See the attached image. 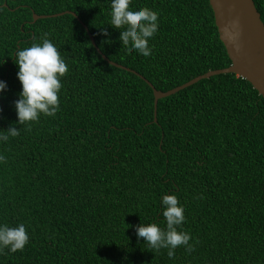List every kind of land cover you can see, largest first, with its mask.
I'll list each match as a JSON object with an SVG mask.
<instances>
[{
    "label": "trees",
    "instance_id": "1",
    "mask_svg": "<svg viewBox=\"0 0 264 264\" xmlns=\"http://www.w3.org/2000/svg\"><path fill=\"white\" fill-rule=\"evenodd\" d=\"M253 1L264 24V0ZM131 7L159 13L150 57L123 48L108 0H0V130L21 127L18 48L50 33L69 67L56 116L0 143V223H24L30 236L0 264H264V98L237 75H217L159 100L154 122L152 89L105 61L85 27L104 56L162 92L231 60L209 0ZM173 194L195 251L178 247L169 259L127 226L166 227L161 200Z\"/></svg>",
    "mask_w": 264,
    "mask_h": 264
},
{
    "label": "clouds",
    "instance_id": "2",
    "mask_svg": "<svg viewBox=\"0 0 264 264\" xmlns=\"http://www.w3.org/2000/svg\"><path fill=\"white\" fill-rule=\"evenodd\" d=\"M110 5V26L119 31V42L123 48L132 53L147 58L152 55L150 40L160 27L159 13L149 8H132L133 0H108ZM109 37L105 30L101 33ZM50 33H43L38 43L30 47L18 48L14 55V63L18 66L17 79L22 86L18 99L14 103L19 130L12 125L7 130H0V143L20 135L22 127H30L39 122L41 116L55 117L60 110V92L63 87L62 79L69 71L66 60L62 57L57 46L49 39ZM103 43H112L105 39ZM3 62L0 63L2 66ZM8 90L6 81L0 80V97ZM3 110L0 109V114ZM6 157L0 153V164L6 163ZM162 216L166 227L158 223L140 224L134 227L137 239H143L154 253L167 249L169 259L175 257L176 249L183 247L186 252L195 251L190 243L189 232L183 231L186 222L185 209L176 195H164L161 200ZM30 236L24 223L10 227L0 223V253L5 249L10 253L23 251L29 244Z\"/></svg>",
    "mask_w": 264,
    "mask_h": 264
},
{
    "label": "water",
    "instance_id": "3",
    "mask_svg": "<svg viewBox=\"0 0 264 264\" xmlns=\"http://www.w3.org/2000/svg\"><path fill=\"white\" fill-rule=\"evenodd\" d=\"M212 8L219 39L223 43L231 65L227 68L209 71L191 81L166 92L159 91L143 76L133 70L110 61L97 47L95 40L88 32L96 51L110 65L131 72L144 80L154 95V122H157L158 101L184 90L201 80L222 74H234L246 81L264 98V24L253 0H209ZM74 17L77 16L71 12ZM64 13L55 15L61 16ZM48 16L33 14V20L45 19Z\"/></svg>",
    "mask_w": 264,
    "mask_h": 264
}]
</instances>
